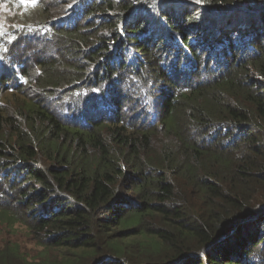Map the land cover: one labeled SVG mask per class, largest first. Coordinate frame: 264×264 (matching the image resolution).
I'll return each instance as SVG.
<instances>
[{
    "label": "trees",
    "instance_id": "obj_1",
    "mask_svg": "<svg viewBox=\"0 0 264 264\" xmlns=\"http://www.w3.org/2000/svg\"><path fill=\"white\" fill-rule=\"evenodd\" d=\"M0 203V264H264V0H0Z\"/></svg>",
    "mask_w": 264,
    "mask_h": 264
},
{
    "label": "rangeland",
    "instance_id": "obj_2",
    "mask_svg": "<svg viewBox=\"0 0 264 264\" xmlns=\"http://www.w3.org/2000/svg\"><path fill=\"white\" fill-rule=\"evenodd\" d=\"M25 214L22 215V220L14 223L12 227H6V220L0 222V241L5 240L6 238L11 239L12 241H18L21 247V252L25 257L30 259L39 254L42 248L40 240H44L41 236L45 233L40 232L34 226L31 227L27 215ZM0 220H2L1 214Z\"/></svg>",
    "mask_w": 264,
    "mask_h": 264
},
{
    "label": "snow or ice",
    "instance_id": "obj_3",
    "mask_svg": "<svg viewBox=\"0 0 264 264\" xmlns=\"http://www.w3.org/2000/svg\"><path fill=\"white\" fill-rule=\"evenodd\" d=\"M25 2L35 4L37 2V0H25ZM198 2H199V0H198Z\"/></svg>",
    "mask_w": 264,
    "mask_h": 264
}]
</instances>
